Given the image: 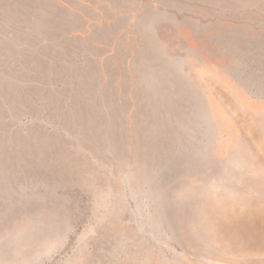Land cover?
<instances>
[{"label": "rangeland", "instance_id": "374dc122", "mask_svg": "<svg viewBox=\"0 0 264 264\" xmlns=\"http://www.w3.org/2000/svg\"><path fill=\"white\" fill-rule=\"evenodd\" d=\"M0 264H264V0H0Z\"/></svg>", "mask_w": 264, "mask_h": 264}]
</instances>
